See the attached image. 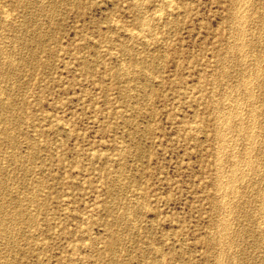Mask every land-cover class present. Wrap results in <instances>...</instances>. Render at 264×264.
Wrapping results in <instances>:
<instances>
[{
	"label": "rangeland",
	"instance_id": "rangeland-1",
	"mask_svg": "<svg viewBox=\"0 0 264 264\" xmlns=\"http://www.w3.org/2000/svg\"><path fill=\"white\" fill-rule=\"evenodd\" d=\"M263 55L264 0H0V264H264Z\"/></svg>",
	"mask_w": 264,
	"mask_h": 264
},
{
	"label": "bare ground",
	"instance_id": "bare-ground-1",
	"mask_svg": "<svg viewBox=\"0 0 264 264\" xmlns=\"http://www.w3.org/2000/svg\"><path fill=\"white\" fill-rule=\"evenodd\" d=\"M165 1V0H164ZM168 1V0H167ZM172 1V0H171ZM239 1V0H238ZM140 2V1H139ZM162 3V2H161ZM169 3V2H168ZM245 3H246V0H245ZM174 4V3H173ZM172 4V5H173ZM238 4V3H237ZM168 5H170V4H168ZM254 5V4H253ZM244 6H245V4H244ZM168 7H170V6H168ZM174 7V6H173ZM239 7V6H238ZM250 9V8H249ZM8 11V10H7ZM162 11V10H161ZM241 11H242V9H241ZM240 11V12H241ZM6 12V11H5ZM245 12V11H244ZM247 12V11H246ZM9 13V12H8ZM235 14H236V12H235ZM234 14V15H235ZM239 14V13H238ZM238 14H236V20L238 19L237 18V15ZM8 15V14H7ZM240 15H241V13H240ZM244 16V15H243ZM241 17V16H240ZM239 17V18H240ZM243 19V18H242ZM241 19V20H242ZM244 20V19H243ZM242 20V21H243ZM144 22V21H143ZM241 22V21H240ZM117 23H118V21H117ZM144 23H146V22H144ZM149 23V22H148ZM148 23H146V24H148ZM141 27H142V25H141ZM148 27V26H147ZM242 28H243V26H242ZM144 29V28H143ZM168 29V28H167ZM244 29V28H243ZM130 30V29H129ZM241 30V29H240ZM259 30V29H258ZM150 31V30H149ZM245 31V30H244ZM243 31V32H244ZM247 31V30H246ZM134 32V31H133ZM131 33H132V31H131ZM243 34V33H242ZM15 35V34H14ZM132 35H133V33H132ZM132 37V36H131ZM245 37V36H244ZM262 39V38H261ZM236 41H237V39H236ZM244 41V40H243ZM261 42V41H260ZM248 43V42H247ZM259 43V42H258ZM232 45V44H231ZM234 46V45H233ZM231 48V47H230ZM239 48V47H238ZM233 50V49H232ZM261 52V51H260ZM6 54V53H5ZM234 56V55H233ZM255 56V55H254ZM264 56V55H263ZM10 57V56H9ZM227 58V57H226ZM254 62V61H253ZM11 64H13V63H11ZM264 70V69H263ZM249 73V72H248ZM257 73H258V71H257ZM260 73V72H259ZM21 75V74H20ZM220 75V74H219ZM251 75H252V73H251ZM250 77V76H249ZM240 78V77H239ZM264 79V78H263ZM249 80V79H248ZM257 81V80H256ZM239 82V81H238ZM248 83V82H247ZM13 84V83H12ZM247 90V89H246ZM264 91V90H263ZM253 92V91H252ZM236 94V93H235ZM242 94V93H241ZM252 94V93H251ZM236 96V95H235ZM249 96H251L250 94H249ZM245 97V96H244ZM251 98V97H250ZM258 98V97H257ZM261 98V97H260ZM246 99V98H245ZM259 100V99H258ZM247 103V102H246ZM215 106V105H214ZM258 106V105H257ZM229 109V108H228ZM235 109V108H234ZM233 109V110H234ZM227 110V109H226ZM230 110V109H229ZM240 110V109H239ZM237 111V110H236ZM225 112V111H224ZM227 112H229V111H227ZM239 112V111H238ZM249 112V111H248ZM230 113V112H229ZM228 113V114H229ZM227 114V113H226ZM235 114V113H234ZM233 114V115H234ZM231 115V114H230ZM236 115H238L237 113H236ZM235 115V116H236ZM254 116H256V115H254ZM221 117V116H220ZM219 118V117H218ZM223 119H224V117H222ZM226 119V118H225ZM235 119V118H234ZM227 120H229V119H227ZM226 121V120H225ZM227 122V121H226ZM236 122V121H235ZM217 123H218V121H217ZM222 123V122H221ZM234 123V122H233ZM232 123V124H233ZM238 123H239V121H238ZM223 124V123H222ZM228 124V123H227ZM254 124V123H253ZM66 125V124H65ZM192 125V124H191ZM220 125V124H219ZM230 125H231V123H230ZM240 126V125H239ZM252 126V125H251ZM221 127H223L222 125H221ZM226 127V126H225ZM228 127H230V126H228ZM253 127V126H252ZM191 128V127H190ZM238 128V127H237ZM226 129H230V128H226ZM245 129V128H244ZM250 129V128H249ZM253 129V128H252ZM235 130V129H234ZM254 130V129H253ZM224 131H225V129H224ZM252 131V130H251ZM222 132V131H221ZM220 133V132H219ZM251 133V132H250ZM224 134H225V132H224ZM230 134V133H229ZM256 134V133H255ZM250 135V134H249ZM254 135V134H253ZM263 136V135H262ZM224 137V136H223ZM225 137H226V135H225ZM228 137V136H227ZM239 137V136H238ZM256 138V137H255ZM230 139V138H229ZM249 139V138H248ZM252 139V138H251ZM231 140H232V138H231ZM237 140V139H236ZM18 142V141H17ZM244 142V141H243ZM223 144V143H222ZM254 144V143H253ZM223 145H225V144H223ZM222 145V146H223ZM227 146V145H226ZM236 146V145H235ZM240 148V147H239ZM224 149V148H223ZM249 150V149H248ZM256 150V149H255ZM217 151H218V149H217ZM224 152V151H223ZM234 153H235V151H234ZM249 153V152H248ZM218 154V153H217ZM237 154V153H236ZM240 154V153H239ZM257 154V153H256ZM220 155V154H219ZM234 155V154H233ZM248 155V154H247ZM251 157V156H250ZM217 160V159H216ZM238 162V161H237ZM246 162L248 163V161L246 160ZM250 163V162H249ZM251 164V163H250ZM247 165V164H246ZM221 166V165H220ZM238 167V166H237ZM216 168V167H215ZM234 169H236V168H234ZM237 170V169H236ZM235 170V171H236ZM12 171V170H11ZM234 171V170H233ZM8 172V171H7ZM218 172V171H217ZM228 172V171H227ZM226 172V173H227ZM253 172V171H252ZM236 174V176H237V173H235ZM242 174V173H241ZM217 175V174H216ZM246 175V174H245ZM262 176V175H261ZM224 177V176H223ZM233 178V177H232ZM243 178H244V176H243ZM217 179H219V178H217ZM230 178H228V180H229ZM261 179V178H260ZM8 180V179H7ZM220 180V179H219ZM227 180V179H226ZM232 180V179H231ZM234 180H236V178L234 179ZM259 180V179H258ZM24 181V180H23ZM226 182V181H225ZM230 182V181H229ZM249 182V181H248ZM14 184V183H13ZM226 184H228L227 182H226ZM230 184H233L232 183V181L230 182ZM230 184H228V185H230ZM261 184V183H260ZM264 184V183H263ZM236 185V184H235ZM255 185V184H254ZM220 186V185H219ZM225 186V185H224ZM232 186V185H231ZM12 187V186H11ZM225 188V187H224ZM231 188V187H230ZM220 189V188H219ZM222 189V188H221ZM226 189V188H225ZM228 190V189H227ZM250 190H252V189H250ZM233 191V190H232ZM236 191V190H235ZM246 192V191H245ZM235 193H237V192H235ZM227 194V193H226ZM237 197V196H236ZM252 200V199H251ZM238 203V202H237ZM144 207V206H143ZM19 208V207H18ZM225 208V207H224ZM223 208V209H224ZM255 208V207H254ZM228 210V209H227ZM261 210V209H260ZM254 211V210H253ZM240 212V211H239ZM243 212V211H242ZM256 212V211H255ZM5 213V212H4ZM35 213V212H34ZM253 213V212H252ZM239 214V213H238ZM238 214H236V215H238ZM13 215V214H12ZM222 215V214H221ZM227 215H229V214H227ZM240 215V214H239ZM220 216V215H219ZM229 217V216H228ZM249 217V216H248ZM126 218V217H125ZM225 218H227V217H225ZM40 219V218H39ZM245 219V218H244ZM247 219V218H246ZM221 220H222V218H221ZM235 220V219H234ZM262 221V220H261ZM226 222V221H225ZM220 223H221V221H220ZM233 223V222H232ZM263 224V223H262ZM228 225V224H227ZM17 226V225H16ZM261 226V225H260ZM220 227V226H219ZM223 227V226H222ZM221 228V227H220ZM227 229V228H226ZM133 231V230H132ZM222 231H223V228H222ZM221 233V232H220ZM233 233V232H232ZM13 235V234H12ZM15 235V234H14ZM232 237V236H231ZM14 238V237H13ZM12 238V239H13ZM213 238V237H212ZM214 239V238H213ZM227 239V238H226ZM15 240V239H14ZM234 240V239H233ZM124 241V240H123ZM226 243V242H225ZM229 243H231V242H229ZM117 249V248H116ZM6 251V250H5ZM222 251V250H221ZM220 253V252H219ZM17 254V253H16ZM5 255V254H4ZM115 255V254H114ZM222 256H224V255H222ZM224 260V259H223ZM2 262H3V260H1ZM229 261V260H228Z\"/></svg>",
	"mask_w": 264,
	"mask_h": 264
}]
</instances>
